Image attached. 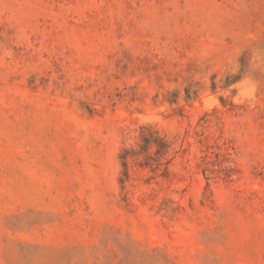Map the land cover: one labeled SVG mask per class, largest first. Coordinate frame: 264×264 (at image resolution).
Here are the masks:
<instances>
[{"label": "rangeland", "instance_id": "374dc122", "mask_svg": "<svg viewBox=\"0 0 264 264\" xmlns=\"http://www.w3.org/2000/svg\"><path fill=\"white\" fill-rule=\"evenodd\" d=\"M0 264H264V0H0Z\"/></svg>", "mask_w": 264, "mask_h": 264}]
</instances>
